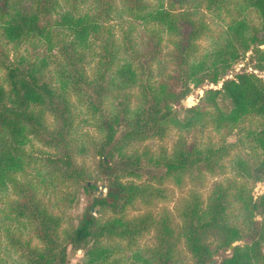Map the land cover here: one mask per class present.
<instances>
[{
    "label": "trees",
    "instance_id": "1",
    "mask_svg": "<svg viewBox=\"0 0 264 264\" xmlns=\"http://www.w3.org/2000/svg\"><path fill=\"white\" fill-rule=\"evenodd\" d=\"M261 71L264 0H0V264H68L67 243L83 240L80 264H186L181 248L193 264H264V191L252 193L264 178ZM209 82L220 85L181 104ZM197 127L218 139L135 148ZM142 155L161 173L142 179ZM226 160L240 179L203 195ZM104 175L106 194L63 235L41 193L65 186L70 205ZM164 181L188 184L178 225L166 209L126 214L167 199Z\"/></svg>",
    "mask_w": 264,
    "mask_h": 264
},
{
    "label": "rangeland",
    "instance_id": "2",
    "mask_svg": "<svg viewBox=\"0 0 264 264\" xmlns=\"http://www.w3.org/2000/svg\"><path fill=\"white\" fill-rule=\"evenodd\" d=\"M208 21H211L210 17H206ZM114 22V20H113ZM213 26V25H212ZM120 24H117L115 27V30L117 33H120ZM125 27V26H124ZM202 42H205L204 39ZM167 47H165L166 49ZM244 64V61L237 62L234 65V68L230 70L229 74L227 76L231 77L234 71H237L241 65ZM261 74L264 77V71H261ZM226 76V77H227ZM212 82H209L204 87L195 88L183 101L185 104H192L198 99V94L202 93V90L205 87H209V84ZM213 84V83H212ZM214 85L213 86H219ZM182 102V100H181ZM182 104V103H181ZM78 127L79 130L82 132H88L90 135L96 134L94 128L91 126V123L89 121L78 119ZM83 136V134H82ZM85 136V134H84ZM219 137V134L211 129L210 127H197L189 131H183V132H171L169 135L163 137V138H151L146 139L145 141L139 142L135 144V148L137 152H143V150H148L151 153H157L160 149H167L170 150L176 139L181 138L186 141H192L194 139H214L217 140ZM39 148V144H35L34 148ZM130 151V150H129ZM83 157V158H82ZM78 157L79 160L84 161L91 169H93L94 166V160L93 158L89 156H82ZM225 168L223 172L216 173L214 175L207 176L206 181L204 182V186L202 187L203 195H206L208 192V188L210 187L211 183L213 181L217 180H228V178L233 179L236 178L237 180L240 179L238 175L235 174V172L232 170L231 166L229 165V162L225 161ZM141 178H147L150 174H160L161 168L149 163L148 159L144 155H142V163H141ZM107 179L105 175L102 178H95L94 179V186L92 188H82L79 190L77 197L71 202L70 205H68V200L63 198L64 192L66 191V187L63 186L61 188L57 189H51L47 188L46 191H44V187L40 189L43 193L41 195L44 197L45 201H47L50 204V208L52 211L60 213L62 216V224H61V230L62 234L65 235L63 229H66L68 231L69 228L73 227L81 214L86 209L87 205L92 200L93 196L95 195H105L107 192ZM162 186L166 187L168 190V198L165 200H156L150 205H145L140 202H136L132 206H129L127 209L126 214L128 216L138 215L141 214L147 210H150L153 213H157L163 209L169 210L172 214V217L174 218V222L176 225L179 224L180 220L177 217V211L176 207L179 202V200L184 197L185 193H187L188 190V184L186 186L180 187L176 186L169 181H164L161 184ZM69 189V188H68ZM264 191V178L261 180H258L254 183L252 187V193L254 196L257 194H260ZM14 196V195H11ZM94 213H97V209H94ZM68 215L70 217V220L68 219ZM257 217L259 218L260 215L257 214ZM27 234V233H26ZM138 242L141 244H151L154 240L153 232H146L139 236L137 239ZM86 240L83 241H76L72 243H67V254L69 258L68 264H80L84 258L83 250L85 248ZM123 242V241H121ZM240 241L233 242L238 243ZM262 250L264 252V244H262ZM181 257L186 260V264H193V260L191 259L189 253H187L183 248H181ZM229 247L224 252H220L218 255H215L214 258H216V261L214 263H219L225 254H230ZM125 252V251H123ZM122 252V253H123ZM118 256H122L124 258V254L117 253ZM222 255V259L219 258V256Z\"/></svg>",
    "mask_w": 264,
    "mask_h": 264
},
{
    "label": "water",
    "instance_id": "3",
    "mask_svg": "<svg viewBox=\"0 0 264 264\" xmlns=\"http://www.w3.org/2000/svg\"><path fill=\"white\" fill-rule=\"evenodd\" d=\"M211 86H213L212 83L209 84V87H211ZM183 100H184V99H183ZM183 100H182L181 103H182V104H185ZM233 246H234V243H231V244L229 245V249H231ZM222 257H223L222 255L219 256L220 259H222ZM215 261H216V258H213V259L210 260V263H214Z\"/></svg>",
    "mask_w": 264,
    "mask_h": 264
}]
</instances>
